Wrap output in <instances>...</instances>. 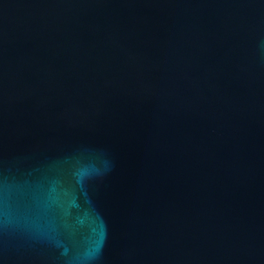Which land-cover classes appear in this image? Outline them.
Instances as JSON below:
<instances>
[{
    "label": "water",
    "instance_id": "obj_1",
    "mask_svg": "<svg viewBox=\"0 0 264 264\" xmlns=\"http://www.w3.org/2000/svg\"><path fill=\"white\" fill-rule=\"evenodd\" d=\"M0 264H264V0H0Z\"/></svg>",
    "mask_w": 264,
    "mask_h": 264
}]
</instances>
